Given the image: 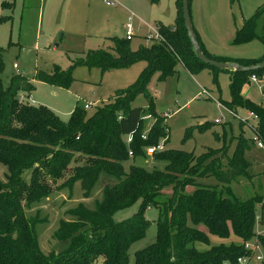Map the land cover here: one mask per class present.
<instances>
[{"label":"trees","instance_id":"16d2710c","mask_svg":"<svg viewBox=\"0 0 264 264\" xmlns=\"http://www.w3.org/2000/svg\"><path fill=\"white\" fill-rule=\"evenodd\" d=\"M236 1L229 0L230 4ZM13 4V0H0V11L12 8ZM175 4L174 25L159 23L163 42L144 43L133 50L130 40L115 37L111 50L92 49L84 57L73 60L67 69L53 64L50 71L39 69L35 72L34 79L38 81L68 88L74 80L73 69L78 65L95 66L104 72L145 62L136 80L128 87L118 89L112 102L97 107L90 115L84 106L76 104L67 121L46 106L19 100V91L33 89L27 76L13 75L8 86L3 87L4 61L0 48V164L6 168L5 182L0 180V264H128L131 244L146 234L149 220L144 217V211L148 207L158 210L156 239L135 251L133 264H237V258L247 254L243 248L225 243L204 250L194 245L201 242L208 246L209 235L220 238L234 235L247 240L255 234L258 198L250 196L239 200L232 194L230 186L239 176L249 174L250 163L245 152L250 145L242 133L225 163L222 156L217 155L219 150L214 148H208L200 156L163 149L152 154L167 161L163 170H146L135 164L129 165L127 171L124 169L123 161L138 155L149 156L146 147L157 145L161 136L163 145L167 140L166 128L146 89L153 74L159 72V78L164 79L176 72L179 64L192 73L211 68L214 77L221 71L196 57L183 23L181 0H175ZM262 9L257 8L235 30L234 43H245L258 36L255 22ZM7 19L0 14V22ZM193 30L204 55L226 61L209 53L194 26ZM260 40L264 46V37ZM262 58L236 59L234 62L251 65ZM225 71L230 72V99L221 104L233 112L243 108L255 114L257 122L248 126L264 143V107L241 94L247 77L264 75V68L247 72ZM139 93L147 97V114L143 107L131 105ZM147 115L155 118L149 127L145 126ZM132 131V141L126 143L125 135ZM144 133L145 138H142ZM76 156L84 157L83 163L74 166L73 172L56 188H71L79 181L82 196L87 197L101 172L115 176L116 182L104 188L93 209L79 204L66 210L72 218H61L53 232L55 238L66 245L59 251L44 254L36 232L39 222L31 220L25 208L48 197L54 189L52 183L63 177L71 162L78 158ZM25 172H29L28 179L24 177ZM206 175L216 176L222 190H216L217 184L197 183L196 176ZM187 186H192L193 190L186 191ZM166 188L171 190L168 196L163 191ZM138 199L141 203L134 215L121 221L113 219L117 210ZM261 243L264 249V242Z\"/></svg>","mask_w":264,"mask_h":264},{"label":"rangeland","instance_id":"374dc122","mask_svg":"<svg viewBox=\"0 0 264 264\" xmlns=\"http://www.w3.org/2000/svg\"><path fill=\"white\" fill-rule=\"evenodd\" d=\"M116 1L117 4L110 6L102 0H13L12 8L0 11L2 16L8 17L0 22V48L4 61V70L1 73L3 87L8 86L13 75L27 76L33 80V89L29 92L19 91L18 96L22 99L19 100L35 106H46L63 121L68 120L70 111L76 104L82 108L85 103L90 104L86 109L90 115L97 107L112 102L118 89L126 88L136 80L145 66L144 61H138L128 68L104 72L95 66L78 65L73 69L74 80L68 88L33 78L37 70L50 71L53 64L67 69L73 60L84 57L89 50H111L113 38H124V25L130 13L136 16L137 23L142 20L156 24L158 19L169 24L174 22L175 0ZM263 1L237 0L228 12L229 0H190V14L204 45L212 44L215 48L228 50L241 44L233 42V22H238L241 16L250 17L259 7L263 9L255 22L258 36L253 39L260 40V37H264V29L260 33L261 18L264 24V4H261ZM144 32V28L140 30V34ZM141 44L144 42L137 36L130 41L133 50ZM252 46L245 47L250 49ZM14 62L18 68L13 67ZM215 76L211 68H201L192 73L179 64L176 72L164 79L159 78V72L154 73L146 89L153 99L154 110L162 119L161 124L166 128L167 140L163 149L182 150L200 156L208 148H214L219 150L217 155L222 156V162L225 163L232 156L240 133L248 141L250 147L245 152V158L250 163L249 174L239 176L230 186L232 194L239 200H246L250 196L258 198L255 206V234L247 240H241L234 235L229 238L209 235L208 246L201 242L194 245L199 250L219 243L241 247L247 254L240 257L247 258L248 264H263L264 249L261 242H264V147L253 145L254 132L248 125L240 123H256L254 117L243 108H238L234 112L236 115H231L221 104L222 99L229 98L228 74L218 71ZM131 105L143 107L144 113H148V101L143 93L136 95ZM216 118L221 121L215 122ZM154 121L152 116L146 117L145 126L149 127ZM205 122L207 125L202 128ZM159 141L163 142L164 138L161 136ZM76 157L78 158L71 162L63 177L52 183L54 189L48 197L25 208L26 215L39 222L36 232L44 254L59 251L66 245L53 235L61 218H72L66 210L79 204L93 209L102 197L104 188L116 182L115 176L101 172L87 197L82 196L79 181H75L71 188H56L73 172L74 166L83 163L84 157ZM123 164L126 171L131 164L146 170H163L167 161L153 155H138L126 159ZM4 171L6 168L0 164L2 182H5ZM24 177L28 179L29 172H25ZM195 178L201 185L217 184L216 190H222L214 175ZM185 190L190 192L193 187L187 186ZM163 191L167 196L171 193L169 188ZM223 193L227 194V191ZM140 203L141 200L138 199L132 205L117 210L112 216L113 219L121 221L131 217L139 210ZM144 217L149 220L146 234L131 244L128 264L134 263L135 251L147 247L156 239L158 210L148 207L144 211ZM200 228L206 231L202 225ZM256 256H261V260H256Z\"/></svg>","mask_w":264,"mask_h":264},{"label":"crops","instance_id":"0c3cea01","mask_svg":"<svg viewBox=\"0 0 264 264\" xmlns=\"http://www.w3.org/2000/svg\"><path fill=\"white\" fill-rule=\"evenodd\" d=\"M261 4H264V1L261 3ZM260 5V4H259ZM231 7H232V4L229 5V11H231ZM253 14V13H252ZM251 14V15H252ZM191 15V14H190ZM250 15V16H251ZM175 18H176V4H175V15H174V22L172 24H169L161 19H158V23H162L164 25H168V26H171V25H174L175 23ZM249 18V17H247ZM246 17L244 16H241L239 18V21H234L233 22V27L231 29L232 31V36H234V33H235V30L237 28H239L242 24H243V21L245 19H247ZM192 20V18H191ZM261 21V26H262V30L260 31V33H262L263 29H264V24H263V20L262 18L260 19ZM192 24L194 26V29L196 31V33L200 36V32L199 30L197 29L196 25L193 23L192 21ZM125 30V29H124ZM143 33L140 34V30L137 31V34L134 36V37H140V39H142V41L145 43V41L143 40V37H142ZM263 35V34H262ZM133 37V38H134ZM132 38V39H133ZM262 37H260L261 39ZM131 39V40H132ZM201 39V38H200ZM130 40V41H131ZM202 41V40H201ZM204 43V42H203ZM202 43V44H203ZM207 44V43H206ZM204 45V48L211 54L215 55V56H218V57H222L223 59H225L226 61H229V62H234V60L236 59H253V60H258L260 58H262L263 54H264V46H263V43L261 40H258L257 38L256 39H253L251 41H248V42H245V43H241V44H238L236 47H232L231 49H228V50H222L221 48H215L212 44H207V45ZM253 45L252 47L247 48L245 46L247 45ZM234 46V45H233ZM223 51H226V52H223ZM15 63V62H14ZM13 63V64H14ZM14 67V66H13ZM14 68H18V65ZM221 72H225L228 74V77H229V81H230V72L228 71H222ZM23 75V74H22ZM34 79V78H33ZM31 80V83L33 82L32 79ZM229 84V83H228ZM229 87V86H228ZM241 94L247 98H249L250 100L254 101L255 103H258L260 105H262L264 107V75L262 76H259V78L257 80H251L250 79V76L247 77V80L246 82L243 83L242 85V88H241ZM31 97V96H30ZM230 99V93H229V98L227 99H222V100H229ZM31 102V100H30ZM32 103H34L32 101ZM86 104V103H85ZM89 107H90V104H89ZM88 107V108H89ZM238 109V108H237ZM237 109H236V112H237ZM247 111V110H246ZM252 144L254 145V143L252 142Z\"/></svg>","mask_w":264,"mask_h":264},{"label":"built area","instance_id":"2783aa9c","mask_svg":"<svg viewBox=\"0 0 264 264\" xmlns=\"http://www.w3.org/2000/svg\"><path fill=\"white\" fill-rule=\"evenodd\" d=\"M106 5H115L117 4L118 2L116 0H102ZM135 18L136 16L133 14V13H130L127 17V21L124 25V29H125V35L124 37L128 40H131L136 34H137V31L138 30H141V29H145V32L143 33L142 37H143V40L145 41L146 44H150L152 42H163L164 41V37L160 31V26H159V23H156V24H150L148 22H145V21H142V20H138L139 22L137 23L135 21ZM14 67L17 66L16 63L13 64ZM259 78V76L257 75H254V74H251L250 75V79L251 80H257ZM204 93H207L206 90H203ZM20 100H22L20 97H19ZM30 101V100H29ZM89 107V104H84V108L87 109ZM229 113L231 115H236V113L232 112L231 110H228ZM250 115H252L255 119V121L257 122V116L255 114H252L251 112H248ZM243 121L245 119H242ZM221 120L216 118L215 119V122H220ZM255 124L253 121L250 122V121H246V124ZM132 138H133V131L126 134L125 135V141L126 143H129L132 141ZM142 138H145V133L142 134ZM254 144L258 147H264V143L263 141L261 140V138L258 136L257 133H254V136L252 138ZM164 148V145L162 142H159L157 145H151V146H148L146 147V153L148 155H152L154 154L156 151H159V150H162ZM129 155L131 156L132 155V151L129 150ZM247 258H238L237 259V264H248L247 262ZM256 260H261V256H256ZM224 264H229V263H224Z\"/></svg>","mask_w":264,"mask_h":264},{"label":"water","instance_id":"95a60500","mask_svg":"<svg viewBox=\"0 0 264 264\" xmlns=\"http://www.w3.org/2000/svg\"><path fill=\"white\" fill-rule=\"evenodd\" d=\"M181 10H182L183 23H184L188 38L190 40V43L192 45V48L194 50V53L196 57L199 60H201L203 63L213 66L215 68H218L222 71L233 70L235 72H247V71L258 70V69L264 68V57L258 63L251 64V65H242L237 62L219 61V60L211 59L207 57L206 55H204L196 39L194 30H193V24H192L191 15H190L189 0H181Z\"/></svg>","mask_w":264,"mask_h":264}]
</instances>
